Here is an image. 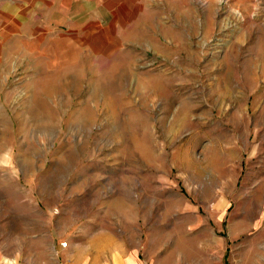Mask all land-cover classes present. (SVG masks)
I'll list each match as a JSON object with an SVG mask.
<instances>
[{"label":"rangeland","instance_id":"rangeland-1","mask_svg":"<svg viewBox=\"0 0 264 264\" xmlns=\"http://www.w3.org/2000/svg\"><path fill=\"white\" fill-rule=\"evenodd\" d=\"M95 253L264 264V0H0V264Z\"/></svg>","mask_w":264,"mask_h":264},{"label":"crops","instance_id":"crops-1","mask_svg":"<svg viewBox=\"0 0 264 264\" xmlns=\"http://www.w3.org/2000/svg\"><path fill=\"white\" fill-rule=\"evenodd\" d=\"M78 5H80V4H78ZM90 10H88L87 12L89 13H92V7L90 6V7H88ZM99 9H97L96 11V13L97 14H100V12H101V8H102V6H99L98 7ZM93 244V248L94 249H96V244L95 243H92ZM66 248V247H65ZM65 248H62L63 250H61L60 251V253L62 252V251H64V249ZM71 249H72V246L70 247ZM93 256H92V258H87V259H90V260H86V258L85 257H80V258H78V259H75L74 261H72V262H69V263H64V262H57V264H106L105 263V257H103V253H95V254H92ZM117 259V261H118V263L117 264H122L121 262H123V260L121 259V256L119 255V253H118V256H117V258H112V259H110V261L109 262H111L112 264H114L113 262L115 261Z\"/></svg>","mask_w":264,"mask_h":264},{"label":"built area","instance_id":"built-area-1","mask_svg":"<svg viewBox=\"0 0 264 264\" xmlns=\"http://www.w3.org/2000/svg\"><path fill=\"white\" fill-rule=\"evenodd\" d=\"M61 247H62V248L67 247V242H63V243L61 244Z\"/></svg>","mask_w":264,"mask_h":264}]
</instances>
